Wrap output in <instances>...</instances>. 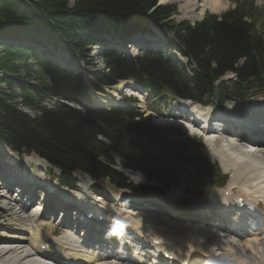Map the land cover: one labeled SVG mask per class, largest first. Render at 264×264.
I'll list each match as a JSON object with an SVG mask.
<instances>
[{"label":"trees","instance_id":"obj_1","mask_svg":"<svg viewBox=\"0 0 264 264\" xmlns=\"http://www.w3.org/2000/svg\"><path fill=\"white\" fill-rule=\"evenodd\" d=\"M158 1L0 0V143L18 155L36 154L59 169L61 182L70 185L72 175L81 171L138 191L112 169V155L121 157L124 168L147 171L165 184L171 167L191 165L192 158L180 142L160 138V130L134 121L130 112L83 118L65 105L46 109L42 106L45 96L79 97L86 89L82 77L48 59L40 60L36 48L7 43L36 41L50 54V48L58 44L74 59H83L89 46L102 45L96 35L127 40L135 28L156 27L177 40L181 54L195 69L186 70L149 53L130 61L107 51L110 73L100 80L102 85L133 79L150 88L163 86L179 98L221 107L226 101H243L254 82H264V38L255 28L254 14L259 13L252 2L235 0V9L220 17L207 14L191 25L174 22L170 18L175 8L157 7ZM226 72H234L235 81L216 86ZM32 79L41 85H28L26 81ZM101 136L109 143L99 140Z\"/></svg>","mask_w":264,"mask_h":264},{"label":"bare ground","instance_id":"obj_2","mask_svg":"<svg viewBox=\"0 0 264 264\" xmlns=\"http://www.w3.org/2000/svg\"><path fill=\"white\" fill-rule=\"evenodd\" d=\"M169 1L182 3L180 4L182 5L180 10L185 18H194L197 15H202L205 10H209L212 13H220L226 9L229 4L228 0ZM166 2H168V0H166ZM89 53L90 51H87L83 59L76 58L79 62H83L86 58H89ZM91 60L92 59H90L87 64H90ZM127 84L134 87L131 82ZM123 86L124 85L119 84L115 91L109 92L106 97L93 95L92 102L98 107L120 104L121 102L116 94V90L123 91ZM123 92L130 95L133 94L132 91L129 90ZM187 106V102H184L180 108L185 110ZM141 107L144 108L143 105ZM193 110L195 111L196 118L201 121H205L210 114H213V110L211 109H203L195 106ZM222 115L225 119L226 132L215 133L213 131H208L207 134L203 133V135H206V154L211 160L216 161L224 171V174L228 176L229 183L227 187L220 191H208L204 196V201L190 204L188 207L173 204L169 199L165 200L167 203L171 204L173 211L181 210L183 212H190L192 213L191 216L193 220L202 221L205 224L185 225L183 221L189 219L187 214L180 213V216H178V212H172L171 221L168 220V218H163V216L166 215H160L161 217L150 215L149 222H143L138 220L135 214L130 212L131 208L121 209L115 204H108L109 207L103 208L96 204V202L102 200L101 198H97L96 201H94L95 204H90L86 202V199L80 194V191L75 194H59L63 200H68L70 202L75 200V202H79L82 206H90L91 209H88V212L94 210V212H97L99 215L107 216L109 217V220H107L108 222H113L111 218L116 221L119 230L116 229L117 231L112 233L116 241L120 240L121 235L124 234L122 228L126 229V227H128L136 230L137 234L141 235L140 243H133V245L137 246L133 253L134 260H139L137 263L130 259H125L124 257H118L119 253L109 254V252H105V250H101L103 253L96 252L98 248H94V251L82 250L81 238L78 237L79 239L77 240L71 233H66L63 236L51 239L50 236L56 233V230L53 232L49 230L50 232H47L46 224L40 220V218L36 219L33 217V215L36 216L39 211L43 210L42 204L34 206L36 208L28 215L26 214L25 207L30 201V198L28 197L25 199V197H22L14 202L13 205V208H17V212L23 215L19 214L20 217H17L18 219L23 218L21 220L22 224L14 226L15 228L12 229V234H7L6 230L8 229H4L5 234H2L1 242H7L11 244V246L0 244V264H44L46 262L63 264L60 263V260L63 262L66 261L67 264H141L142 258H146L148 254H156L155 250H150L147 246H145L144 250H140V245H150L153 242L148 234L160 241V248H163L174 256L175 261L173 264H177L176 259L178 262H181L182 259L187 260V263L192 261L190 264H195L196 261H210L211 263L218 264V260L215 259L213 255H210V252H213L214 255L221 254L230 263H233L234 259H236L234 258L236 255H240V260H244L246 263L257 264L256 262H261L262 264L264 261V216H262V218L252 219V221L255 222L261 219L263 220L260 221L261 227L253 234L255 238L240 243L238 239L243 237L245 232H229L221 228H210L211 225L214 224L212 220L206 217L199 218L197 215L201 213L205 215L206 211L220 212L225 208L236 210L239 206L240 199L243 200L245 209H252L253 213L256 215L259 212L264 215V200H262V202L258 196L264 191V159L262 160L261 158L260 162L254 161L256 162L254 163L253 161H246L245 159H247V157H242L241 154L236 155L239 153L241 148L240 142L242 140L259 144L261 148L257 153L258 157L264 155V126L262 128L258 127V120L261 119L264 121V98L259 97L243 106L230 103L223 110ZM236 116L237 118L250 120L252 124L241 126L235 119ZM173 119L174 118H162L159 119L157 123L161 125L180 124ZM182 125L188 134L197 132L186 124ZM213 133H215V135H212ZM229 138L231 140H229ZM227 139L229 141L228 145H226ZM229 152H231V154H229ZM11 161L15 164L13 159H11ZM32 163L35 164V166H40L43 161L34 157L32 158ZM35 183H37V181H35ZM79 184L82 185V188L83 186L88 187L84 177L80 179ZM107 193L111 195L110 198L115 202L122 201L121 198L123 196L118 191H113V189H111ZM13 208L10 207L7 209V213L15 211L12 210ZM165 212H168L170 216L169 209H166ZM78 217H80V221H85L83 216L79 215ZM176 218L179 219L176 221ZM240 225L241 224L237 223V226ZM194 231L207 241L205 246L202 241L198 240ZM213 231H220L224 235L219 236L213 233ZM93 239H96V237L92 236L90 241ZM83 241L86 243L84 239ZM23 242L28 243L29 249L24 250V246L22 245ZM124 243L127 245L130 241L124 240ZM100 244L103 248L104 244L102 241ZM41 246H45L46 251H41ZM246 247H251V251L254 254L250 255L251 252L247 251ZM232 254H234V257ZM235 263L237 262L235 261Z\"/></svg>","mask_w":264,"mask_h":264},{"label":"rangeland","instance_id":"obj_3","mask_svg":"<svg viewBox=\"0 0 264 264\" xmlns=\"http://www.w3.org/2000/svg\"><path fill=\"white\" fill-rule=\"evenodd\" d=\"M228 1H229V4H228L229 7L227 6L228 8L226 10H229V9H231L233 7V3H232L233 0H228ZM255 2H256V4L259 7L264 6V0H255ZM180 4H182V3L170 2L169 0H168V2L166 4V5L174 6L177 9V14L173 17V19L176 22H178V23L179 22H183V21L193 23L195 21H198V20L202 19L203 16H204V14H206V13L219 15L222 12L226 11L224 9L223 11H221V13H212L209 10H205L202 15H197L194 18H190V17L189 18H185L183 16L182 11L180 10V8L182 6ZM263 20H264V8H263ZM159 33L162 36L166 37L164 35V33H162V32H159ZM96 37L97 38H99V37L101 38V35H96ZM7 43H9V44H11V43L12 44H15V41H8ZM127 48H128V50L130 51L131 54H138V52L136 51V49L134 47H132V48L127 47ZM59 50H60V48L59 47H56L52 51V53L50 54V57L57 56L58 53H59ZM172 56L181 59V57L178 54H175L174 51L168 53V57H172ZM90 59H92V66H90V67L88 66V70H91L92 68H93L92 70H95V69L100 68V65H99L100 63L99 62H101V60L99 59V56H98V48L97 49L96 48H93V47L90 48L89 61H90ZM79 63H80V67L83 69V73H82L83 76L82 77H89L88 76L89 74L86 73L85 72V69L83 68V65H85V63H83V62H79ZM228 77H230V76L228 75ZM100 80L101 79L98 76H96V78H94V81H100ZM2 88H4V87H2ZM113 88H115V87H112L111 89H106V90L113 91L112 90ZM253 94L254 93H251L249 95H253ZM263 94H264V91H261V92L256 93V95L254 97H261ZM164 96H165L166 99L171 98L168 94H164ZM166 99L159 98L152 105H148V109L149 110L146 109V111H142L141 112L143 114L142 119L146 120V119L149 118V120H151L152 123L157 124L155 120L159 119L160 118V115L162 113H166V114L175 113L174 110H173V108L171 107V104L168 105V104H165L164 103V100H166ZM75 107L76 108H80V106H76V105H75ZM25 111H27V110L25 109ZM27 112H29V111H27ZM158 126L160 128H178V129H180L182 131V133L184 134V136L187 139H189V140H191V139L198 140L203 145L204 150H205L204 140L201 139L199 136H195L193 134L192 135L187 134L186 131L183 129L184 127H178V126H161L159 124H158ZM201 151H202V154H203V150H201ZM7 153L10 154V156H12V159H14V160H16V161L19 162L20 165H18V164H16V165L18 167H20L24 172L26 171L27 172L26 174H28L29 176H35V174H37L39 172V170L43 172V170L45 168V167L44 168H40V167L43 166V163H42V166H38L37 167L38 170L36 171L37 168L34 166V164H32L31 162H29V160L33 157L32 155L31 156H22V157H20V156L14 154L13 152H11L7 147L0 146V171L3 170L2 171L3 174L6 173L5 172V166H7V167H12L13 166V163L10 162L9 159L7 158ZM257 156H255L254 159H257ZM261 158H262V160L264 159V157L260 155L258 157V159L261 160ZM4 161L6 162V165H4ZM30 161H32V159ZM114 163L116 164L115 165L116 166V170L119 171V172H121L122 171L121 166L119 164H117V162H114ZM46 167H48L47 164H46ZM52 171L54 173H56L55 170H52ZM36 176H38V179L40 180V182L43 183L42 184V186H43V185H46L45 182L46 181L48 182L49 179L51 181H53L54 180L53 176H55V175H53V174L50 173V176H49L48 175V172L46 171L45 175L43 174L42 176L39 177V174H37ZM81 176H84V175L82 173H77L76 175H74V177L76 179L77 178H81ZM128 176H129V180L131 181V184L133 186H135V187H153V186H156L157 185L154 182H150L146 178V176H144L143 174L131 173ZM77 182H78V180H77ZM79 185L82 186L81 184H78V190L84 191V193L86 194V196H85L86 202L87 203H90V204H93V202H94L93 200H94V197L95 196H98V195H106V192H109V190H111V189H113V191H114V189H116L119 193H123L124 194V197L129 198V199H130L129 196H132L134 198H136L137 196H141V195H139L137 193H131V192L127 191V190L120 189L116 185L110 183L107 180H97V181H92L91 180L89 182V188H88L89 190H86L87 186H85V187L83 186V189L84 190H82V189L79 188ZM52 187L55 190L56 196H54L55 197L54 200L48 201V203L45 202L46 203V208H47L46 212L43 213V214H39L38 217H37V218H40V220H42L46 224V226H47L46 227L47 232L49 230L53 232L55 229L60 230L59 232H57V230H56L57 233H55L53 236H50L51 239L56 238L58 236H63V234H66V230H65V226H64L65 224L63 222L62 223L60 222L58 215L54 216L52 214V211L56 208L54 206V202L53 201H55L56 203H59L60 202V200H59V198H60L59 197V193H61V192L67 193V194H71L72 193V192H68L65 189H61L58 186V182H54L52 184ZM182 189L183 190L181 192H179V193L174 192L172 194L169 193V194L164 195V196L157 195L154 192H150L148 194H147V192H144L143 194H147L148 195L146 199L151 198V200H147V202L153 201L155 203H162L161 200L164 199L165 197H167V196L174 197V196H178L180 194L186 195L187 197H189V198L192 199V197L189 196L190 194H187L184 189H187V190H190V191H195V192L200 191L198 189L196 190L195 188L190 187L189 185L188 186H183ZM12 193L13 192H11L10 194H8L7 195L8 197L6 199H0V211H1L0 212V237L3 236L2 234H5L4 229H8V230H6L7 231V234H11V233H13L12 229L15 228L14 226H19L20 224H22V221L21 220L23 218L22 219H20V218L18 219L17 218V217H20V215H22V214H20V212H17V210H16L17 208H13V206H12V205H14L13 202H11V201H13L12 198H14L13 195H11ZM2 194H4V192L0 189V197H1ZM263 194L264 193L260 194V196H263L264 197ZM81 195L84 197V194H81ZM40 199L41 198H34V199L31 200L30 204H28V206L25 209L26 214H30L31 211L36 208V207H34V208H32V207L33 206H36L37 204H39L40 203ZM262 200H264V198H262L261 201ZM179 201H180V203L183 206H186L187 202H184V200H179ZM126 202L127 203H130L129 201H126ZM97 205L100 206L99 204H97ZM146 205H147V207L145 209H147L149 207V204H146ZM10 207H12L13 208L12 210H15V211H12L11 213H7V209H9ZM102 207L103 208L104 207H109V205L102 206ZM119 208H122V207H119ZM145 209L144 210H141V217L142 218H145V217H147L149 215H153V213H156V212H153L152 213V211H150V213L148 214V212ZM161 214H162L161 211H158L157 212V215L160 216ZM135 217H136V214H135ZM163 218L164 219H167V216H163ZM67 219H70L69 216L66 217V220ZM147 222H149V220H147ZM41 232H43V231H41ZM250 238H251V236L248 235V236H245L244 238L240 239V241L241 242H244V241H246V240H248ZM0 244H5L7 246H11V244H9L7 242H1V238H0ZM22 245L24 246V250H27L29 248L27 242H23ZM246 248H248V247H246ZM253 254L254 253H251L250 255H253ZM4 260H6V259H4ZM45 262H46V260H45ZM46 263L47 264H50L48 262H46ZM46 263H44V264H46Z\"/></svg>","mask_w":264,"mask_h":264}]
</instances>
